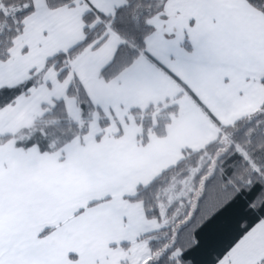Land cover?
<instances>
[{
  "label": "snow or ice",
  "instance_id": "6c2138e0",
  "mask_svg": "<svg viewBox=\"0 0 264 264\" xmlns=\"http://www.w3.org/2000/svg\"><path fill=\"white\" fill-rule=\"evenodd\" d=\"M0 264H264V0H0Z\"/></svg>",
  "mask_w": 264,
  "mask_h": 264
},
{
  "label": "trees",
  "instance_id": "16d2710c",
  "mask_svg": "<svg viewBox=\"0 0 264 264\" xmlns=\"http://www.w3.org/2000/svg\"><path fill=\"white\" fill-rule=\"evenodd\" d=\"M243 128H244V125L242 124V125H240V127L238 129H234V130H231V131L238 132V131H240ZM168 179H169L168 177H162L161 181H160V184L161 185L166 184L168 182Z\"/></svg>",
  "mask_w": 264,
  "mask_h": 264
}]
</instances>
